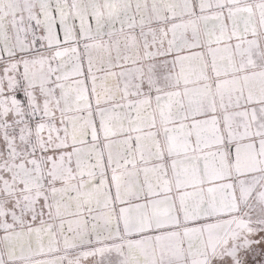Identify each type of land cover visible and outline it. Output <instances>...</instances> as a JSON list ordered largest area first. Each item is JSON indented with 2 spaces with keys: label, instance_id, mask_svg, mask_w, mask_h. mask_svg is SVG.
I'll return each mask as SVG.
<instances>
[{
  "label": "snow or ice",
  "instance_id": "snow-or-ice-1",
  "mask_svg": "<svg viewBox=\"0 0 264 264\" xmlns=\"http://www.w3.org/2000/svg\"><path fill=\"white\" fill-rule=\"evenodd\" d=\"M0 264H264V0H0Z\"/></svg>",
  "mask_w": 264,
  "mask_h": 264
}]
</instances>
